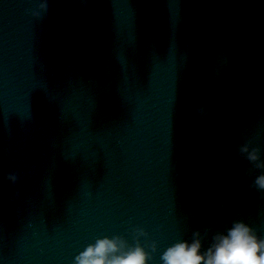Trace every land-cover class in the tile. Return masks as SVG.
<instances>
[{
  "label": "water",
  "instance_id": "water-1",
  "mask_svg": "<svg viewBox=\"0 0 264 264\" xmlns=\"http://www.w3.org/2000/svg\"><path fill=\"white\" fill-rule=\"evenodd\" d=\"M257 165L264 0H0V264L264 239Z\"/></svg>",
  "mask_w": 264,
  "mask_h": 264
},
{
  "label": "clouds",
  "instance_id": "clouds-1",
  "mask_svg": "<svg viewBox=\"0 0 264 264\" xmlns=\"http://www.w3.org/2000/svg\"><path fill=\"white\" fill-rule=\"evenodd\" d=\"M247 158L256 162L259 157L247 146L241 148ZM264 167V165H257ZM8 179L15 182V176ZM255 187L264 191V175L255 181ZM200 234L195 233L191 243L179 242L162 257L164 264H264V239L243 222H235L226 234L214 237L208 252H201ZM126 243L119 237L98 239L74 260V264H147L148 254L137 246L125 250Z\"/></svg>",
  "mask_w": 264,
  "mask_h": 264
}]
</instances>
